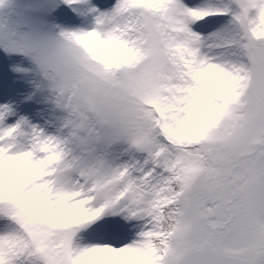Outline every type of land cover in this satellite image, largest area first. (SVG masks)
<instances>
[{
    "label": "snow or ice",
    "instance_id": "obj_1",
    "mask_svg": "<svg viewBox=\"0 0 264 264\" xmlns=\"http://www.w3.org/2000/svg\"><path fill=\"white\" fill-rule=\"evenodd\" d=\"M5 11L0 264H264V0Z\"/></svg>",
    "mask_w": 264,
    "mask_h": 264
},
{
    "label": "rangeland",
    "instance_id": "obj_2",
    "mask_svg": "<svg viewBox=\"0 0 264 264\" xmlns=\"http://www.w3.org/2000/svg\"><path fill=\"white\" fill-rule=\"evenodd\" d=\"M20 3H26L28 2V0H19ZM7 12L5 11L4 13L0 14V23H3L5 18L7 17ZM214 26L213 22L211 21V19L209 20L208 24L205 27V30L210 31L212 29V27ZM4 78L5 81H11L12 77L10 75L7 74V72L4 73ZM19 87V85H13V91H12V95L15 97L16 93H15V88Z\"/></svg>",
    "mask_w": 264,
    "mask_h": 264
}]
</instances>
